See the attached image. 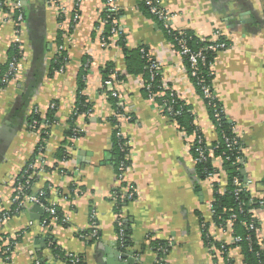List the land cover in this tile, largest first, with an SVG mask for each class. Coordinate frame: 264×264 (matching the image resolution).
I'll list each match as a JSON object with an SVG mask.
<instances>
[{"label":"crops","instance_id":"crops-1","mask_svg":"<svg viewBox=\"0 0 264 264\" xmlns=\"http://www.w3.org/2000/svg\"><path fill=\"white\" fill-rule=\"evenodd\" d=\"M141 3L114 0L115 26L128 50L147 48L158 64L161 82L190 107L211 149L218 135L204 101L182 57ZM157 3L173 15L172 30L204 41L217 40L218 32L228 45L215 54L212 86L227 123L242 143L241 174L248 181V192L264 200V0ZM105 8L104 0H81L78 5L75 0H21L19 23L13 13L0 12V76L13 49L19 56V73L0 89V215L11 212L15 179L31 168V194L45 195L44 202L57 208L58 219L66 220L61 224L49 218L46 223L44 213H31L30 206L12 215L0 225V234L6 236L0 245V264H64L53 249L82 264H108L110 250L119 248V215L131 242L125 250L138 258L136 264L158 263L153 244H164L165 264H247L241 249L232 247L231 228L213 221L211 181L198 176L190 140L162 106L145 97L143 75L128 73L123 49L110 30L107 33ZM61 51L66 59L63 71L54 72L51 66ZM86 61L83 95L91 112L76 118L73 126L80 134L72 139L65 132ZM109 68L115 74L106 82L104 72ZM110 90L118 94L116 101ZM34 110L43 119L42 126L46 118L52 119L44 141L42 127L36 133L29 130ZM114 117L129 141V164L122 181L113 163ZM60 150L64 160L57 159ZM212 162L219 170L217 191L224 194L222 162L217 158ZM127 192L133 193V200L125 198ZM117 202L121 206L115 212ZM92 213L98 237L83 241L79 235L90 231ZM256 219L257 239L264 249V208ZM203 228L213 245L205 244ZM5 246L11 248L7 257Z\"/></svg>","mask_w":264,"mask_h":264},{"label":"trees","instance_id":"trees-1","mask_svg":"<svg viewBox=\"0 0 264 264\" xmlns=\"http://www.w3.org/2000/svg\"><path fill=\"white\" fill-rule=\"evenodd\" d=\"M1 1V0H0ZM2 2V1H1ZM105 2V0H104ZM142 8L144 12L150 16L152 19L156 20L160 26L163 28L161 22L157 20V18L150 13L149 7L145 5V3L142 1L141 3ZM107 17V16H106ZM114 19V17H112ZM108 20V21H107ZM107 25V33H109L110 27L109 25L111 24L110 19H106ZM109 24V25H108ZM164 34L166 39L172 43V45L175 47L177 52H179L180 47H179V42L178 41H184L185 46L192 52H201L204 57H205V63L204 65L200 64L198 66L199 71L197 74V77L193 78L190 76V65L187 61L186 58L183 59V63L185 65V68L187 70L188 76L191 79L193 85L195 86L197 92L199 95L203 98L202 96V91H201V85L198 84L199 81H203L205 86H208L212 95L215 96V91L212 86V81H213V75H211V70L210 66L213 65L214 62V57L215 54L214 52L208 51L207 48L209 46L222 43L224 42L223 38H221L220 35H218L217 40L211 41V40H200L197 37H195L193 34L187 32V31H174L172 29H165L163 28ZM118 41L117 44L123 49V52L125 53V66L127 68L128 73L130 74H135V73H141L143 75V92L145 97L148 99V91L145 89V86L150 85L151 91L154 95V101H156L159 106H162V109L164 108L165 102L164 100L168 96L160 97V92L161 90L157 89V86H161V77L159 74V71H155L153 73L154 80H151V74H150V62L152 61L151 57H149V51L147 48L144 46H141L137 48L136 50L130 51L126 48V42L124 39L123 35H118ZM145 51L144 54H142ZM147 56V57H146ZM16 58L19 60V56L17 55V51L15 49L12 50L11 55L9 56L8 62L12 59ZM66 59H64V56L61 53H59V56L55 58L52 64V69L54 72H62L63 71V66L65 63ZM8 64V63H7ZM86 64L87 61L83 64L82 67V74L79 76L78 80V89H77V98L75 102V108L73 112L75 111L76 115H71L70 117V127L67 132H65V135L71 138L73 136V130H74V122L76 118L79 115H88L91 112L90 106L86 103V98L83 95V91L86 88L85 84V76H86ZM5 72V71H4ZM3 72V73H4ZM2 73V74H3ZM110 74H115V71L112 69L105 70L104 72V78L103 81L106 80V82L109 79ZM1 78V76H0ZM168 92V91H166ZM169 94V93H168ZM216 97V96H215ZM213 98L212 100L209 99H203L204 104L206 106L209 118L211 120V123L214 124L215 130L218 135L217 141L213 144L212 147L216 146V149L213 152V158H217V156H222L224 158L223 163H222V170L226 174V189L224 194H220L217 191V184H215L214 189H213V200L211 203L212 206V218L213 221L216 225L218 226H225L227 221L231 219V216L234 215L235 218L231 219L232 220V225H231V236L233 239L238 238V242H234V245L232 247H239L242 251V255H244L245 260L247 264H264V250L260 249V247L257 245V241L255 238V231L249 229V225L253 222L254 226L259 229L258 223H256L252 219V211L254 209H260L259 207V201L257 199H254L251 197L248 191H241L238 196H235V189L236 187L233 185V179L237 177L240 182L244 183V176L241 174L242 170V165H243V155H242V143L239 141L237 146H234L232 151H227L224 147L223 144V139L225 137H232V126L227 123L225 113L221 114V120L219 122H216L213 115L214 111L217 109L223 108L221 103L217 100V98ZM116 101L114 98L112 99ZM175 111H179L180 113L178 115H174L169 117L170 119L174 120L175 125L178 127L180 131L183 132L184 136L186 138H189L192 136L194 132L197 134H201L199 129H197L196 124H195V119L193 114L191 113L190 107L182 101L180 98L175 100V106H174ZM118 112H122L119 108H117ZM123 113V112H122ZM165 114V113H164ZM50 117V115H49ZM52 120L51 118H49ZM48 118L47 120L48 123H52ZM33 120H36L38 123V126L41 128L42 126V120L38 114H34L33 117L29 120V123L32 122ZM112 125H113V163L115 166V169H117L118 165L121 162L125 163V166H128L129 162L128 160H124V153L120 150V144L121 142L117 141L115 138V132H116V127L118 126V121L114 118L111 120ZM80 134V133H79ZM202 135V134H201ZM45 137V135H44ZM46 138V137H45ZM206 147V146H205ZM61 152L60 156L57 158L58 160H64V152L63 150H60ZM191 154L193 159L195 160L197 155L194 152L193 149H191ZM225 157H228L229 159H225ZM239 157L241 159V164L236 163V158ZM213 158L207 157V160L203 163H196V171L198 176L201 179H206L207 174L211 173L214 171L213 167ZM31 173V170L28 171V174ZM28 194H31L29 191L27 192ZM44 196L38 197L39 200L44 204L48 205L47 203L44 202ZM134 196L132 197L131 200H133ZM128 200V199H127ZM264 201V200H263ZM120 202H117L115 212H118L120 210ZM264 208V206L262 207ZM11 208L9 211L10 215H13ZM56 209V219H58V216L60 215ZM45 217L43 221L46 219V223L48 222V219L50 218L46 214H44ZM123 230H124V242H123V247L121 248L118 243V247L121 250H125V248H128L131 245V242L127 238L128 236V230L126 227V223L123 219ZM64 220L58 219V223L60 222L61 224H66V222H63ZM116 232H118V228L116 227ZM89 231L84 232L83 234H88ZM203 239L205 241V244L207 246L213 245L210 242L209 236L206 234V231L203 228ZM6 238L3 234H0V245L3 243V240ZM215 245V244H214ZM154 251L157 253V264H159V261H164L166 252L167 250L165 249L164 244H159L157 246L156 244H153ZM221 250H224L221 248ZM227 250V247L225 248ZM53 254L55 255V258L58 260H61L64 264H74L71 261L77 259L79 263L77 264H82L81 261L78 258H75L74 256L70 254L64 255L63 253L59 252V250L53 249ZM8 255L5 254L4 257H7ZM76 264V263H75Z\"/></svg>","mask_w":264,"mask_h":264},{"label":"built area","instance_id":"built-area-1","mask_svg":"<svg viewBox=\"0 0 264 264\" xmlns=\"http://www.w3.org/2000/svg\"><path fill=\"white\" fill-rule=\"evenodd\" d=\"M1 1H0V12L7 11L8 13H13L15 15V21H17V23H19L22 20L21 0H1ZM49 1L50 2H56L57 0H49ZM113 1L114 0H105V4H106L105 15L107 16L108 19L111 20L110 34L112 36H114L115 39L118 41V37H119L118 35H120V34H119L118 29L115 26L114 19H112V17H115V15L117 14L116 7L113 6ZM142 1L145 3L146 6L149 7L150 13L152 15H154L159 22H161L163 28L171 29L169 23L173 19V15L162 10L159 7L157 0H142ZM80 2H81V0H75L76 5H78ZM215 35L218 36L219 33L216 32ZM178 42H179V47H180V50L178 53L182 58L187 59L189 65H190V76L193 78L197 77V74L199 71L198 66L200 64L204 65V63H205L204 55L201 52L190 51L185 46L184 41L180 40ZM227 48H228V45L226 43L222 42V43H218V44L209 46L207 48V50L214 52V53H217L219 51H224ZM59 50H62V47H60ZM141 52H143L142 54L145 53V51H142V50H141ZM149 57H151V56L149 55ZM151 59H152V61L150 62V67H149L150 74H151L150 79L154 80L153 73L155 71L156 72L159 71V67H158V64L155 62V60L152 57H151ZM18 66H19V63H18V60L16 58H12L8 62L7 69L0 78V89L3 86H5L10 80L14 79V77L19 73V67ZM212 69H213L212 66H210V70H211L210 73L214 77V72ZM203 83H204L203 81L198 80V84L201 85V91H202V96H203L202 99L212 100L215 96L212 95L209 87L205 86ZM156 88L162 91L159 94L160 97L168 96L164 100L165 105H164V108L162 109L163 113H165L166 116L171 117V118L174 115H178L180 112L174 110L175 100L179 99L177 94L173 90L169 89L163 83H161V86H157ZM145 89L148 91V99L153 100L155 94L152 93L150 85L145 86ZM166 91H168V92H166ZM110 96L112 98L116 99L118 97V94L115 91L110 90ZM51 108H55V105H52ZM223 111H224L223 108H221L220 110L216 109L214 111L213 117H214L216 122H219L221 120L220 116L223 113ZM33 112H34V114H38V112L36 110H34ZM75 113L76 112L74 111L73 115H76ZM213 126H215V125L213 124ZM41 127L43 129L38 127V123L36 120H33L32 122L29 123V130L34 132V133H36L42 129V132H39V133H41V135L43 137V141H44L45 140L44 135L47 134V130H50L51 125H50V123H48L46 121V122H44L43 126H41ZM196 127H197V125H196ZM197 129H199V128L197 127ZM79 133H80V131L77 130L76 128H74L73 136L71 138L76 139L79 136ZM181 133L185 139L190 140L189 147H190V149H193L197 155L196 159L194 160L195 164L205 162L207 160V157L212 158L213 152L216 149V146L209 149L205 143L203 135H201L202 133L199 135L196 132H194L192 134V136L189 138H186L182 131H181ZM115 138L117 141L121 142L120 150L125 154L124 160L127 161L128 157H129V152H130L129 141L121 133L119 122H118V126L116 127ZM239 141H240V139L237 137L234 129L232 128V137H225L223 139V144H224V147L227 151H232L234 146L238 145ZM217 159H219L223 163L224 158L222 156H217ZM225 159L228 160L229 158L225 157ZM39 161H40L39 162V171H42L43 170V168H42L43 161L41 159H39ZM235 161H236V163L241 164V159L239 157H237ZM127 169H128V167L125 166L124 162H121L118 165L116 170H117V178L119 181H122L124 179V175H125V172L127 171ZM30 170H31V173L28 174V171H30ZM218 173H219V170L214 167V171L207 174V176H206V179L211 181L212 189H214V186L216 184V178L218 176ZM33 176H34V173L32 172V169L30 168V169L25 170L19 178L15 179L14 192H13V197H12V208H13L12 213H13V215L19 213L20 211H22L23 209H25L28 206L37 205L43 209L44 214H46L50 218L56 219V209H55L54 205H44L39 200V198H36L32 194L27 193L28 191L30 192V190H31ZM233 185L236 187L235 192H234L235 196H238V194L243 190L248 191V181H246L245 179H244V183H242V182H240V180L237 177H235L233 179ZM132 197H133L132 192H127V194L125 195V198L128 200H131ZM263 206H264V201L260 200L259 201L260 209H262ZM210 207H211V214H212L213 213L212 206L210 205ZM260 209H254L252 211V219L256 223H258V220L256 219V213ZM11 216L12 215H10V212L3 213L2 215H0V225L4 221H6L8 218H10ZM234 218H235V216L232 215L231 219H234ZM121 219L122 218L119 215L117 218V228H118L117 238H118L119 246L122 248L123 242H124L123 241L124 240V230H123V223H122ZM231 219H229L226 223V227H228V228H231V225H232ZM63 222H66V220H64ZM249 229L255 231V238L257 241V245L260 247V249L264 250L261 243L257 239V236L259 234V229H257L254 226L253 222L249 225ZM97 237H98V232H97L96 222L94 219V215L92 213L90 216V231H89V233L88 234L82 233L79 235V238L83 241H89L91 239H97ZM238 241H239L238 238L233 239V242H238ZM3 252H4V254H7V255L10 254L11 253L10 246H5V249ZM135 260H138V258L135 257ZM71 262L74 264L79 263V261L77 259H75ZM36 264H39V263L36 262ZM159 264H165V262L161 260V261H159ZM260 264H262V263H260Z\"/></svg>","mask_w":264,"mask_h":264},{"label":"water","instance_id":"water-1","mask_svg":"<svg viewBox=\"0 0 264 264\" xmlns=\"http://www.w3.org/2000/svg\"><path fill=\"white\" fill-rule=\"evenodd\" d=\"M29 211L38 215H42L44 213L43 209L37 205L30 206ZM108 259V264H136V260L133 256L132 251H123L119 248L110 250V255L108 256Z\"/></svg>","mask_w":264,"mask_h":264}]
</instances>
